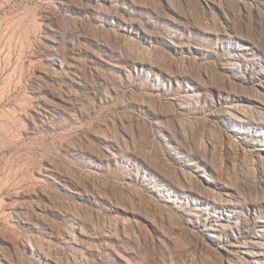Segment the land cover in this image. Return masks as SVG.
Returning a JSON list of instances; mask_svg holds the SVG:
<instances>
[{
	"label": "rangeland",
	"instance_id": "374dc122",
	"mask_svg": "<svg viewBox=\"0 0 264 264\" xmlns=\"http://www.w3.org/2000/svg\"><path fill=\"white\" fill-rule=\"evenodd\" d=\"M0 264H264V0H0Z\"/></svg>",
	"mask_w": 264,
	"mask_h": 264
}]
</instances>
